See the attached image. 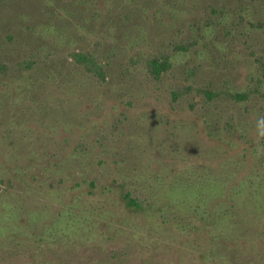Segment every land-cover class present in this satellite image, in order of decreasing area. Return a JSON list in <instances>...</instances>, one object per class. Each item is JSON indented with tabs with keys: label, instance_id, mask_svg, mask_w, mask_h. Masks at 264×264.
Returning <instances> with one entry per match:
<instances>
[{
	"label": "rangeland",
	"instance_id": "obj_1",
	"mask_svg": "<svg viewBox=\"0 0 264 264\" xmlns=\"http://www.w3.org/2000/svg\"><path fill=\"white\" fill-rule=\"evenodd\" d=\"M202 2L110 40L99 25L68 40L40 27L39 52L5 60L0 264H264V28L252 52L242 41L208 52ZM34 53L39 71L21 68ZM123 184L172 221L157 205L129 212ZM192 203V223L171 219Z\"/></svg>",
	"mask_w": 264,
	"mask_h": 264
},
{
	"label": "trees",
	"instance_id": "obj_2",
	"mask_svg": "<svg viewBox=\"0 0 264 264\" xmlns=\"http://www.w3.org/2000/svg\"><path fill=\"white\" fill-rule=\"evenodd\" d=\"M92 4L95 6L96 0H0V68L3 69L5 66V60H13L10 57L13 52H39L38 49L44 46L43 38L38 34L40 27L49 32L57 30L65 40H68L77 39V29L83 30L84 33L85 30L93 31V28L99 25L101 30L99 34L108 35L107 32H110L111 36L107 37L110 40V37L134 32L140 26L152 32L156 31L160 23L158 18L174 19L177 16L175 14L183 8L182 0H111L109 8L100 13L94 6L92 9ZM201 4L203 21L207 19V33L211 31L214 34L213 39L207 42L208 52H211L210 49L219 42L235 41L245 42L246 49L252 52L256 46V39L252 33H255L256 29L264 28V0H203ZM91 9L92 11H89ZM247 15L248 22H245ZM193 23L190 27L191 38L199 39L206 26L197 25L198 22ZM115 46V42L108 43V52L114 50ZM86 55L77 53L76 57L87 60ZM213 56L218 60L220 54L213 52ZM21 62V68L29 71L34 67L39 71L38 65L42 66L40 61H35V53L30 59L22 58ZM148 65L152 75L158 77L165 72L167 60L161 56L153 57L148 61ZM32 79L35 80L34 77ZM234 96L242 97L239 93ZM124 189L123 184L120 188V201L129 212L142 213L157 205L154 212H159L164 217L163 221L170 220V216H167L166 211L159 206L162 204L160 200H157V204H152L151 200L156 199L149 197L140 201ZM196 210L192 203L187 218H184L183 214L172 213L171 219L181 221L183 225V222L192 223L193 219L191 220L192 217L189 216ZM208 219L210 222L213 221L211 218Z\"/></svg>",
	"mask_w": 264,
	"mask_h": 264
},
{
	"label": "clouds",
	"instance_id": "obj_3",
	"mask_svg": "<svg viewBox=\"0 0 264 264\" xmlns=\"http://www.w3.org/2000/svg\"><path fill=\"white\" fill-rule=\"evenodd\" d=\"M257 127L260 130L259 134L264 136V119H261L260 121H258Z\"/></svg>",
	"mask_w": 264,
	"mask_h": 264
}]
</instances>
